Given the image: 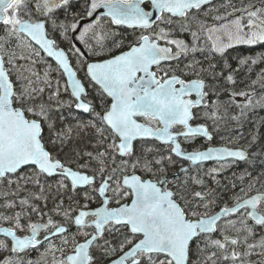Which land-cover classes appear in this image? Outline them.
<instances>
[{"label": "snow or ice", "instance_id": "6c2138e0", "mask_svg": "<svg viewBox=\"0 0 264 264\" xmlns=\"http://www.w3.org/2000/svg\"><path fill=\"white\" fill-rule=\"evenodd\" d=\"M69 3L0 0V186H11L0 205V252L10 255L0 264H44L49 255L51 264H264V190L251 181L222 185L216 179L250 154L243 146L210 144L228 114L225 104L211 101L219 96L216 81L223 73L195 58L205 51L202 42L220 55L236 44L264 43V0L259 7H233L214 17L224 22L212 26L198 19L209 0H90L87 15L102 17L109 29L98 18L79 33L86 43L92 32L93 55L105 54L112 26L139 32L128 50L95 62H86L75 45L61 48L50 35L67 38L76 31L77 23L58 16ZM174 31H189L191 45L171 38ZM112 43L120 47L122 41ZM46 58L54 59L63 84L51 79V65L43 75L34 70ZM182 58L188 62L173 68L170 62ZM259 60L264 55L252 63ZM225 79L235 83L232 75ZM89 88L99 96L101 111L87 99ZM230 96L246 98L239 115L230 117L237 123L247 111L264 107V96L255 102L246 91ZM73 104L94 119L62 126L67 117L60 110ZM86 129L94 130L92 150L78 139ZM199 138L209 146L186 147ZM209 161L218 167L206 169ZM177 164L182 179L176 172L169 176ZM52 177L58 179L49 183ZM49 200V211L60 220L44 211ZM45 244L38 259L25 258Z\"/></svg>", "mask_w": 264, "mask_h": 264}, {"label": "trees", "instance_id": "16d2710c", "mask_svg": "<svg viewBox=\"0 0 264 264\" xmlns=\"http://www.w3.org/2000/svg\"><path fill=\"white\" fill-rule=\"evenodd\" d=\"M58 16L60 21L65 24L70 25L75 23V20L69 19L67 14H58ZM69 33L70 31L67 33V38H65L63 33L60 40L57 38L60 45L66 49L71 47V45H69ZM3 34L4 33H1L0 31V35ZM138 35L139 32L135 30L133 39H135ZM119 40L124 42L122 39ZM185 41L187 42V39H185ZM89 42L92 45L96 44L94 39H90ZM15 50L19 52L20 49ZM262 55H264V43H258L256 45L236 44L233 47L227 48L223 55L212 53L208 49L203 53L199 52V54H195L196 59L200 60L205 68H208L209 63H211L215 65V73H223L222 76H218L216 81L219 90V96H212L211 101L225 104V106L228 107V114L225 117V120L220 122L218 129L213 132V140L210 143L243 146L248 149L250 154L248 160L236 161L235 163H232L230 167H225V169L216 177V179L219 180L222 185L231 181L237 183V185L242 183L244 186H247V184L251 181L255 183L256 188L264 190V107L257 106L254 110L247 111V115L242 117L239 123L230 119L231 116L239 115V106H242L246 101V98L243 97V101L237 102L235 99L236 97L230 96L231 92H250L254 102L264 96V60H259L257 63H252L253 59H256ZM41 56L45 55L42 54ZM205 57H207V59ZM242 60L247 62L241 63ZM18 63L24 67H33L28 61H19ZM73 63L75 64L74 60ZM48 65H51L53 69L50 71L51 79L53 81L59 79L61 84H63L65 79L58 73V71L55 70L57 68L56 63L48 58H46V63L37 62L34 66V70L43 75ZM78 75L81 77V79H84L83 70L79 71ZM227 75H232L235 83L226 81L225 77ZM254 81L256 83H253ZM62 99L68 101L70 96L67 93H62ZM87 99L92 101L96 107V111H101L100 98L95 92L91 90V88H89ZM107 105L108 100L104 102V107H107ZM60 111L65 117H67L66 120L60 122L62 126L75 127L77 122L87 123L94 119V116L91 113H85L81 110L75 109L74 104L72 107L61 108ZM223 111L224 109L221 108V112ZM208 123L210 125L211 121H208ZM210 130L212 131L211 127ZM253 136H255L256 139L249 148L248 144L252 140ZM78 139L82 147L89 145V142L95 143L94 130H84L80 133V137H78ZM229 140H236L238 143L229 144ZM207 144L209 145V142H207L204 138H199L196 140L195 144L186 147L192 149L200 146L205 147ZM88 150H92L90 145ZM207 165L213 166V163H207L204 166ZM180 167L181 164H177L175 167L171 168L169 171V176L171 177L172 173L180 169ZM247 173H251V175H247ZM183 176L184 174L181 172L179 177L182 179ZM242 177L243 180H241ZM257 177L259 179H255ZM56 179H58V177H52L48 182L52 183ZM207 182L209 185L215 186L214 182L210 178L207 180ZM8 187L0 186V205L4 203L5 197L3 194L8 191ZM29 188L32 191H36V189L31 185H29ZM23 194L24 193H21V195ZM7 198L12 199L13 197L8 196ZM224 199L228 200V196L225 195ZM65 204H68L67 199H65ZM98 204L99 200L90 204V207H94ZM73 206L78 207V205ZM52 207V201L49 200L48 206L44 209V211L48 212L49 215H52L53 219L60 220L59 216H56L51 211H49ZM0 211H3V208H0ZM33 219L35 220L36 217L33 216ZM0 239H4V237L0 236ZM53 242L57 245L60 244L59 239H55ZM46 247L47 244L41 246L39 250H31L30 254L25 258L32 260L39 258L40 254L44 252ZM7 255H10V253L0 252V260H3ZM50 258L51 256L49 255L47 259ZM106 262L107 261L104 263Z\"/></svg>", "mask_w": 264, "mask_h": 264}, {"label": "flooded vegetation", "instance_id": "af4514ba", "mask_svg": "<svg viewBox=\"0 0 264 264\" xmlns=\"http://www.w3.org/2000/svg\"><path fill=\"white\" fill-rule=\"evenodd\" d=\"M218 1H220V0H214L211 3H209V4L205 5V6H202V8L199 11V13L207 11V9H209L211 6L216 4ZM230 1L232 3H230L228 5L230 7L229 9H225L226 13L232 12L233 11V7L237 8V9H240V8H245L247 6V0H230ZM89 5H90V0H70L67 12H65L63 9H61V10L58 11V14H60V15L67 14L69 19H74L75 23H77L78 18H80L81 16L87 15V12L89 10ZM145 7L147 8L148 6L145 5ZM98 18L100 19V23L105 26V30H109L108 29V22L105 21L102 17H98ZM93 23L94 22L84 25L81 28L80 32L85 27L91 26ZM160 26L161 27H165V25H160ZM110 30L112 32H114L115 35H113V36L109 37L107 40H105V44L107 45V48L105 49V54L104 55H93L91 53L88 45H92V44L89 42L90 38H88V37L92 36V32H89L88 37H86V43H83L85 48H86V50L88 51V56H85V61L86 62H88L90 60H103V59L109 58V57H111L113 55H116V54H118V53H120L122 51L127 50L128 46L135 42V39H133L134 34H135V30H133V29L127 28L126 26H112ZM191 30H196V28L191 29ZM0 31H1V33H4V26L2 24H0ZM188 32L189 31H183V32L174 31L171 38H173V39H182V40L187 39V43H189L191 45L192 37H191L190 32H189V35L186 36V38H185V35H187ZM50 35L52 36V38L57 40V43H58V45L60 47H63L62 45H60V43L58 42V39H57V38H59V40L61 39V35H62L61 32H52L50 30ZM78 36H79V34H78ZM78 36H77V38H78ZM69 39H70L69 40V45H71V46L75 45L77 47V45L74 43V40H73V32L72 31H70V33H69ZM119 39L124 40V42H122L120 47H116L112 43V41L113 40H119ZM161 43H163V41ZM204 45L205 44L202 42L201 46L205 48ZM96 47H97L96 44L92 45L93 49H95ZM63 48L65 50H67L65 47H63ZM207 49H209V48H207ZM173 50L176 51L175 47H173ZM205 50H206V48H205ZM42 54L46 56V54H44L43 52H42ZM196 54H199V52H197ZM33 59H36V57H33ZM48 59H50V58H48ZM189 59H191V57H189ZM50 60L53 61L52 59H50ZM187 62H188L187 60L182 58L181 61H179V62L178 61H172L170 63H171L173 68H176L177 66L183 67V64L187 63ZM186 78H196V77H186ZM193 98H195V97H193ZM109 103H110V100H108V104ZM194 122L196 123V122H202V121H194ZM214 163H216V162H214Z\"/></svg>", "mask_w": 264, "mask_h": 264}, {"label": "rangeland", "instance_id": "374dc122", "mask_svg": "<svg viewBox=\"0 0 264 264\" xmlns=\"http://www.w3.org/2000/svg\"><path fill=\"white\" fill-rule=\"evenodd\" d=\"M230 3H232L230 0H220L216 4L211 6L209 9H207V11L198 13V19L203 21L206 26H212V25H217V24L223 23L224 21H218V20L214 19V17L225 15L226 14L225 9L230 8L228 6ZM249 4H254L257 7H259V6H261V0H247V6ZM240 15H241L240 12L234 13V16H240ZM227 19H229V20L233 19V16H228ZM244 23H246V20L244 21ZM87 27H89V26H87ZM194 28H195V26L192 27V29H194ZM188 35H189V32L187 33V35H185V38ZM184 41H185V39H184ZM204 46L206 48H209V46L207 44H205ZM235 99L237 102H241L244 100L243 97H240V96H236ZM213 144H215V143H213ZM204 167L207 169V168H211V167H218V165L216 163H213V166L207 165ZM34 260H36V259H34ZM44 264H51V258L46 259V262H44Z\"/></svg>", "mask_w": 264, "mask_h": 264}, {"label": "water", "instance_id": "95a60500", "mask_svg": "<svg viewBox=\"0 0 264 264\" xmlns=\"http://www.w3.org/2000/svg\"><path fill=\"white\" fill-rule=\"evenodd\" d=\"M212 1H214V0H209V3H211ZM209 3H208V4H209ZM97 18H98V17L96 16V14H93L92 17H89L88 15L81 16V17L78 18V20H77L78 27H77L76 31L73 32V40H74V43L77 45V47H79V48L81 49L82 52L85 53V56H88V51L86 50L84 44H83V43L77 38V36H78V34H79L81 28H82L84 25L94 22ZM61 48H63V47H61ZM127 50H128V49H127ZM125 51H126V50H125ZM173 51H174V50H173ZM118 54H120V53H118ZM118 54H116V55H118ZM109 58H110V57H109ZM50 59H52L53 62H55L53 58H50ZM106 59H107V58H106ZM95 61H99V60H90V61H88V62H95ZM78 77H79V76H78ZM79 78H80V77H79ZM193 79H194V78H193ZM81 111H82V110H81ZM193 123H195V122H193ZM196 123H198V122H196ZM211 145H212V146H223V145H226V144H211ZM207 146H209V145H207ZM207 146H205V147H207ZM227 146H229V147H241V146H231V145H227ZM189 150H191V149H189ZM209 162H213V161H209ZM209 162H207V163H209ZM175 172L178 173V174L181 173V172H180V169L176 170ZM97 206H98V205H96V206H94V207H91V208H95V207H97ZM217 210H218V209H217ZM3 226L7 227L8 225H3ZM0 235L3 236V234H0ZM104 264H107V262L104 263Z\"/></svg>", "mask_w": 264, "mask_h": 264}, {"label": "bare ground", "instance_id": "6f19581e", "mask_svg": "<svg viewBox=\"0 0 264 264\" xmlns=\"http://www.w3.org/2000/svg\"><path fill=\"white\" fill-rule=\"evenodd\" d=\"M205 48H206V47H205ZM206 50H207V48H206ZM206 50H205V51H206ZM205 51H204V52H205ZM210 131H211V130H210Z\"/></svg>", "mask_w": 264, "mask_h": 264}]
</instances>
